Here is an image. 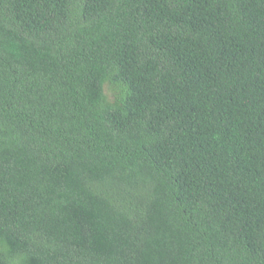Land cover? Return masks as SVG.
Segmentation results:
<instances>
[{
    "label": "trees",
    "instance_id": "1",
    "mask_svg": "<svg viewBox=\"0 0 264 264\" xmlns=\"http://www.w3.org/2000/svg\"><path fill=\"white\" fill-rule=\"evenodd\" d=\"M0 264H264V0H0Z\"/></svg>",
    "mask_w": 264,
    "mask_h": 264
}]
</instances>
